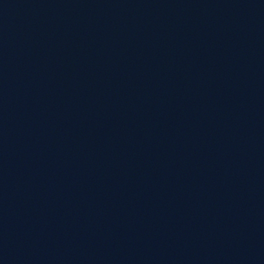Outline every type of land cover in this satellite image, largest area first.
Returning a JSON list of instances; mask_svg holds the SVG:
<instances>
[{"label": "water", "instance_id": "water-1", "mask_svg": "<svg viewBox=\"0 0 264 264\" xmlns=\"http://www.w3.org/2000/svg\"><path fill=\"white\" fill-rule=\"evenodd\" d=\"M0 264H264V0H0Z\"/></svg>", "mask_w": 264, "mask_h": 264}]
</instances>
